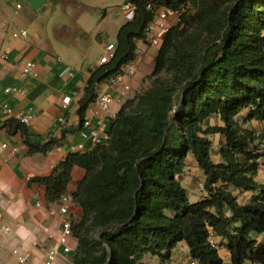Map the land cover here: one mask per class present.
Here are the masks:
<instances>
[{
    "label": "trees",
    "instance_id": "1",
    "mask_svg": "<svg viewBox=\"0 0 264 264\" xmlns=\"http://www.w3.org/2000/svg\"><path fill=\"white\" fill-rule=\"evenodd\" d=\"M154 1L168 10L200 3L199 25L185 16L163 36L150 87L121 106L107 144L70 153L50 177L31 182L46 188L48 204L70 195L81 209L71 218L72 264H145L149 253L167 264L182 242L193 261L224 264L208 241L211 232L232 264H264V183L255 180L264 132L248 128L264 122V0ZM126 4L135 6L134 18L119 30L113 59L91 72L78 102L80 123L99 88L137 59V43L154 21L149 2ZM7 128L23 131L28 155L59 145L37 141L16 120ZM190 157L205 176L207 197L197 204L178 179ZM76 167L85 176L69 194ZM235 191L252 196L241 204Z\"/></svg>",
    "mask_w": 264,
    "mask_h": 264
},
{
    "label": "crops",
    "instance_id": "2",
    "mask_svg": "<svg viewBox=\"0 0 264 264\" xmlns=\"http://www.w3.org/2000/svg\"><path fill=\"white\" fill-rule=\"evenodd\" d=\"M122 2L48 0L36 11L29 0H0V53L8 54V60L0 63V145L9 144V148L0 153V212L4 214L0 225L21 223L13 234L0 235L1 264H18L12 255L15 248L43 255L60 235L64 219L59 213L61 206L48 204L46 188L31 180L50 177L68 154L80 152L76 149L81 141L78 102L91 72L100 67L99 61L105 55L106 47L115 44L119 30L128 22L126 8L120 5ZM18 3L22 4L19 11ZM112 9L120 18L116 22H109ZM90 15L98 22L94 30L85 23ZM21 31L28 32L27 38L12 36ZM162 37L163 34L158 32L137 43L139 61L138 72L131 82L133 97L148 89V77L153 73ZM28 61L35 64L38 79L21 77V70ZM8 87L17 88L19 93H4ZM105 90L106 84L99 88L98 94ZM65 97L72 98L67 110L62 107ZM5 105L13 115L5 112ZM121 106L117 97L114 112L118 114ZM18 114L31 117L30 126L25 128L36 136L37 141L46 143L53 139L59 141V145L46 155H28L23 131L9 132L7 128ZM61 117L65 118V124L59 123ZM91 148L87 145L83 152ZM84 176L83 169H73L69 194L76 191L77 183ZM237 193L247 202L252 196L251 192ZM240 198L241 204L247 203H242ZM63 201L69 202L71 218L82 215L81 209L71 202L70 195ZM43 228L48 229L52 239L43 233ZM36 241L38 245L34 246ZM180 245L182 251L179 252L177 247L168 264L193 262L187 244L182 242ZM71 255L63 256L60 264H72ZM219 255L224 264H232L226 248L220 250Z\"/></svg>",
    "mask_w": 264,
    "mask_h": 264
},
{
    "label": "built area",
    "instance_id": "3",
    "mask_svg": "<svg viewBox=\"0 0 264 264\" xmlns=\"http://www.w3.org/2000/svg\"><path fill=\"white\" fill-rule=\"evenodd\" d=\"M149 2L148 10L154 15V21L148 26L146 35L153 37L158 32L163 36L168 33L172 28L179 26L183 23L185 16H187L190 6L180 8L178 10H168L164 7H159L154 0H145ZM22 9V4H17V10ZM135 6H126V18L128 21L133 20L135 15ZM2 28H0V31ZM12 36L27 38L28 32H14ZM146 38V39H147ZM163 38V37H162ZM116 50L115 44H109L106 47L105 55L100 59L99 65L108 64L114 57ZM8 60V54L6 52L0 53V63ZM61 61V58H58ZM138 55L137 59L124 66L123 70L106 83V90L102 94H99L97 100L93 102L87 109L86 118L83 123H80V143L76 146V149L83 152L87 149V145L95 147L98 145L107 144L111 138L109 133L110 123L116 118L117 113L113 110V104L118 97L119 102L123 105L128 100L132 99V85L131 82L138 72ZM22 78L38 79L39 73L36 70L33 62H26L21 70ZM19 93L17 88L8 87L4 89V93ZM72 103L71 97H65L62 103L64 110H67ZM5 112L9 115H13V111L7 106H4ZM15 119L24 126H30L31 117L18 114ZM59 123L65 124L64 117L59 119ZM9 144L5 143L0 145V153L7 150ZM16 151V150H14ZM41 207V205H38ZM59 213L63 215L64 219L61 223V232L58 236L56 243L51 246L43 255H38L32 250L23 251L19 248L12 250V255L16 258L18 264H60L63 256L73 254L75 250V239L72 230V223L70 217V211L67 206L60 208ZM4 220V214L0 212V223ZM21 227L20 222L15 224L0 225V235L9 236L13 234L16 229ZM43 233L50 239L53 238L49 234L48 229L43 228ZM209 243L217 250H222L225 246L222 240L213 232L210 233ZM34 246L38 245V242L33 243ZM2 245L0 246V264L2 263L1 252ZM191 264H199L193 261Z\"/></svg>",
    "mask_w": 264,
    "mask_h": 264
},
{
    "label": "rangeland",
    "instance_id": "4",
    "mask_svg": "<svg viewBox=\"0 0 264 264\" xmlns=\"http://www.w3.org/2000/svg\"><path fill=\"white\" fill-rule=\"evenodd\" d=\"M123 2L120 4L121 6H124L126 8V6L124 5L125 2L127 0H122ZM114 7V6H111ZM200 8H201V4L198 3L194 6H190L189 12L187 14V20L188 22H195L196 24L199 25V20H198V16H199V12H200ZM115 13L112 11L109 13V22L112 20L113 22H116L118 19H120L119 17H116V15H114ZM86 26L91 28V29H95V26H97V21H95V18L93 16H89L88 20L85 22ZM110 27V25H109ZM194 31V30H193ZM149 80V79H148ZM150 80H149V84L147 86V88L150 87ZM245 115V114H244ZM244 115H241V117H239L242 120V117ZM213 124L217 123L215 120L212 121ZM243 127L247 128V126L245 124H242ZM248 128L254 130L257 132V135H260L262 132H264V122H257V121H252L249 125ZM213 141H214V146H213V154H214V161L218 160V157L215 155L216 150L218 149V143L220 141V136H215L212 137ZM180 183L182 184V186L185 188V190L187 191L188 197H189V201L192 204H197L201 201H203L206 197H207V193L205 192L204 189V182H205V176L202 170H200L195 162V160L190 157L188 158L187 161V168L185 170V173L178 177ZM255 180L258 183H264V159L261 161V167H260V171L258 173V175L256 176ZM236 193L238 191H235ZM235 193V194H236ZM238 194V193H237ZM240 197H238L239 199ZM246 198V197H245ZM242 203H246L247 200H244L243 197L240 198ZM249 201V199H248ZM69 202H62V204L60 205L61 207L63 206H68ZM76 206V205H75ZM77 207V206H76ZM79 218V217H78ZM76 218V219H78ZM259 242L264 244V237H259ZM181 244V243H180ZM178 246V250L179 252L182 251V245ZM178 252V251H177ZM143 263L145 264H162V260L159 257H156L152 254H146L144 256L143 259ZM168 264V263H167Z\"/></svg>",
    "mask_w": 264,
    "mask_h": 264
},
{
    "label": "water",
    "instance_id": "5",
    "mask_svg": "<svg viewBox=\"0 0 264 264\" xmlns=\"http://www.w3.org/2000/svg\"><path fill=\"white\" fill-rule=\"evenodd\" d=\"M48 0H29L31 7L34 10H39Z\"/></svg>",
    "mask_w": 264,
    "mask_h": 264
}]
</instances>
